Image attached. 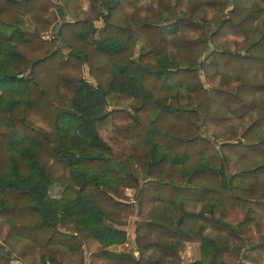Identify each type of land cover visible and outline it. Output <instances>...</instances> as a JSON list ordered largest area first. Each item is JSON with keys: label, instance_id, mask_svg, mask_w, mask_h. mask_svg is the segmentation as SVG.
<instances>
[{"label": "trees", "instance_id": "1", "mask_svg": "<svg viewBox=\"0 0 264 264\" xmlns=\"http://www.w3.org/2000/svg\"><path fill=\"white\" fill-rule=\"evenodd\" d=\"M263 220L264 0H0V264L256 263Z\"/></svg>", "mask_w": 264, "mask_h": 264}, {"label": "rangeland", "instance_id": "2", "mask_svg": "<svg viewBox=\"0 0 264 264\" xmlns=\"http://www.w3.org/2000/svg\"><path fill=\"white\" fill-rule=\"evenodd\" d=\"M85 8H86V11H87V16L89 17H93V15H95L94 12H90L89 11V7L87 4H85ZM204 13L202 12H196L195 14V17H200V16H203ZM205 16H207V14L205 13ZM51 25H52V28L50 31H48L47 33H50V35H55L56 33V28H57V25H59L60 23V17L58 15V13L56 12V10H52L47 18ZM96 25L98 26H101V23L100 22H96ZM46 34V33H45ZM44 34V35H45ZM257 37V35L255 36ZM64 52L67 53L68 50L66 48H63ZM85 75L86 77L93 81L92 78L89 76V71H88V67L85 68ZM60 188L61 186L59 185H54L52 188H51V191H50V194L53 196H58L59 195V191H60ZM126 195L128 197H130L131 200H134L133 197H134V190L133 189H127L126 190ZM137 215L133 216L130 221L127 223V227H129V230H133L134 228V225H133V219L136 217ZM245 217V211L240 209V208H236V209H230L229 210V221L231 222H234V223H240ZM140 222V221H138ZM262 231H263V235H264V220L262 221ZM199 245H200V242L198 239H195L193 242L189 243L185 249V251L182 253V259L184 261L185 264H190L191 262L195 261L197 258H199ZM242 253H247L245 251V249H243ZM254 256L256 257V263H253V264H259V263H262L263 260H264V253H257V254H254ZM225 260L228 261L229 263H236L237 261L240 260L239 256L237 253H235L234 251H229L225 254ZM246 262V261H245ZM246 264H250L248 262H246Z\"/></svg>", "mask_w": 264, "mask_h": 264}, {"label": "crops", "instance_id": "3", "mask_svg": "<svg viewBox=\"0 0 264 264\" xmlns=\"http://www.w3.org/2000/svg\"><path fill=\"white\" fill-rule=\"evenodd\" d=\"M57 12V11H56ZM60 20V19H59ZM60 192L59 191V195L58 196H53V197H59L60 196ZM52 196V195H51ZM140 221L139 218L136 216L134 219H133V225H134V228L133 230H129V227H127L126 225L122 226L121 228H123L124 230H126L127 232V241L126 243L124 244H121V245H115V246H112L110 247V249L112 251H114L115 253H123V252H127V253H130V254H133L135 255L136 257H139V250H138V247L136 245V234H135V229H136V225H137V222ZM257 253H260V252H255V253H252L251 256L256 259V257L254 256V254H257ZM261 254V253H260ZM90 262V258H87V263L89 264ZM228 262V261H227ZM247 262V261H246ZM245 262V264H246ZM250 264H253L252 262H248ZM261 264V263H259Z\"/></svg>", "mask_w": 264, "mask_h": 264}, {"label": "built area", "instance_id": "4", "mask_svg": "<svg viewBox=\"0 0 264 264\" xmlns=\"http://www.w3.org/2000/svg\"><path fill=\"white\" fill-rule=\"evenodd\" d=\"M45 38L51 40L52 38H54V36L50 35V33H46Z\"/></svg>", "mask_w": 264, "mask_h": 264}]
</instances>
